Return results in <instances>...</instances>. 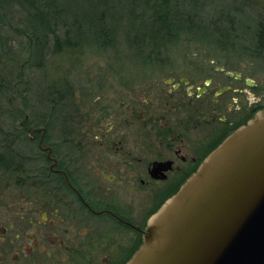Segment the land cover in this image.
I'll use <instances>...</instances> for the list:
<instances>
[{"label":"rangeland","instance_id":"obj_1","mask_svg":"<svg viewBox=\"0 0 264 264\" xmlns=\"http://www.w3.org/2000/svg\"><path fill=\"white\" fill-rule=\"evenodd\" d=\"M28 1L0 0V231L8 228L9 222L12 230H20L18 213L25 212L29 200L35 206L34 200L40 197L35 189L19 183L24 171H33L37 165L33 159L30 164L28 158V165H24V156H32L38 149L35 141L29 140L31 132L27 133L20 122L29 130L45 126V141L55 145L68 132L66 122L73 115L78 146L71 147L79 150L74 154L79 171L86 170L83 150L98 147L96 138L107 134L110 127L114 132L107 137L115 138L122 130L127 149L142 153L152 145L155 138L147 144L142 123L127 125L124 114L133 105L143 116L164 114L169 77L177 80L193 70L198 71L199 81L210 73L214 77L208 86L212 92L225 80L231 89L219 103H225L222 111L264 106V55H255L252 47L256 22L264 18V0H171L175 24L169 29L157 16L164 0H151V6L143 0H57L52 5L59 17L55 34L62 39L68 30L61 27L71 31L69 44L61 41L59 50L50 33L45 44L28 45ZM33 1L40 4L42 0ZM33 23L40 27L38 18ZM75 23H80V28ZM89 24L94 30L103 31L104 27L102 34L108 43L93 37ZM236 88L240 91L235 92ZM212 92L205 97L211 100ZM73 99L78 103L77 111L72 110ZM201 106L203 109L204 103ZM126 107L128 111L120 112ZM105 108L114 114V121L108 116L98 125L95 119ZM206 130L204 124L189 128L186 142L192 145L202 140ZM55 148L62 152L67 145L59 142ZM87 170L103 197L114 198L119 206L130 209L138 222L136 214L149 204L151 196L149 189L138 183L137 176L143 175L138 173L128 181L116 179L114 186ZM107 187L110 189L105 191ZM30 213L34 219L35 212ZM28 216L26 213V220ZM128 236L122 232L124 242ZM131 255L124 246V263Z\"/></svg>","mask_w":264,"mask_h":264},{"label":"flooded vegetation","instance_id":"obj_2","mask_svg":"<svg viewBox=\"0 0 264 264\" xmlns=\"http://www.w3.org/2000/svg\"><path fill=\"white\" fill-rule=\"evenodd\" d=\"M218 70L228 74L222 68ZM192 72H184L177 80L174 77L166 79L170 83L167 90L169 96L165 101L168 106L159 117L151 114L143 116L134 105L129 111L127 107L120 110L123 114L128 111L124 114L127 125L142 123L148 138L147 144L155 138L149 148L143 149L150 155L127 149V139L122 130L115 138H108L107 134L114 132V128L110 127L107 134L105 132L104 136L96 138L98 147L89 146L83 150L82 159L86 170L82 168L76 171L79 161L74 159V154L79 150L72 149L78 146L75 142L77 123L73 115L67 117L68 132L63 140L58 141L67 145V150L62 152L55 148L58 143L49 145L45 141V126L29 130L20 122L27 133L31 132L29 140L35 141L38 149L32 156H24V165L27 164V158L30 164L33 159L37 165L33 171H24L23 180L19 183L35 189L40 197L34 200L35 206H32L33 200L28 201V208L24 210L29 213L27 220L25 212L18 213L20 230H12V222L8 223V228L1 229L0 264H123L124 246L129 255L135 251L150 214L197 169L203 158L224 136L245 123L257 110L264 108L248 105L236 111L230 108L222 111L225 103H219L224 102L231 86L221 80L224 84L212 92L208 86L213 83L214 77L209 73L202 75L198 81V71ZM234 91L240 90L236 88ZM211 92L210 100L205 96ZM92 94L87 96L88 100ZM199 99L204 102L199 104ZM72 104V110L77 111L76 99H73ZM107 112L110 110L105 108L102 115L95 119L96 123H100L98 125L108 116L114 121V114ZM203 124L207 129L204 138L192 145L188 144L185 139L188 129ZM166 161L168 163L163 165V169L161 167L152 176V164ZM164 167L167 169L164 170ZM87 169L101 175L102 180L109 181L111 185L115 184L116 179L128 181L133 180L138 173L143 175L137 176L138 183L147 187L151 196L149 204L136 214L139 223L130 209L119 206L114 198L103 197L101 187L90 181ZM109 189L107 187L105 191ZM33 211L36 214L34 219L33 213H30ZM123 231L129 234L125 242L122 240Z\"/></svg>","mask_w":264,"mask_h":264},{"label":"water","instance_id":"obj_3","mask_svg":"<svg viewBox=\"0 0 264 264\" xmlns=\"http://www.w3.org/2000/svg\"><path fill=\"white\" fill-rule=\"evenodd\" d=\"M167 163L154 162L152 176ZM124 264H264V108L150 214Z\"/></svg>","mask_w":264,"mask_h":264},{"label":"trees","instance_id":"obj_4","mask_svg":"<svg viewBox=\"0 0 264 264\" xmlns=\"http://www.w3.org/2000/svg\"><path fill=\"white\" fill-rule=\"evenodd\" d=\"M144 3L147 6H151V0H143ZM155 1V0H154ZM153 1V4H154ZM164 4L162 5V8L157 12L155 11V14L157 12L158 19L163 25H165L168 29L172 27L173 24H175L174 20V11L170 10L169 2L171 0H164ZM173 1V0H172ZM29 7L31 10L28 13L27 21L29 22L27 26V34L26 39L28 41V45L32 47L34 44L42 45L45 44L46 40L50 38L48 35L49 33L52 34V43L56 46L57 50H59L61 47V41L65 42V44H69L70 42V29L68 27H61L64 31H66V37L60 39L58 35L55 34V28L56 22L59 20V17L56 15V11L54 10V7L52 6L57 2V0H42L40 4H35L33 0H29ZM41 5H44V7L40 8ZM155 6V5H154ZM153 8V7H152ZM38 18V24L40 27L34 26V19ZM94 18V15L91 14V19ZM101 22L104 21L103 16L100 17ZM77 28H80V23L73 24ZM89 30L92 32V36L96 37L97 40H102L104 44L108 43L107 37H103L104 35V27H102V30H94L92 26L89 24ZM79 32V31H78ZM38 33L42 34V37H39ZM253 47V53L255 55L263 54L264 55V18H259L256 22V30L254 35V45ZM22 76L17 78V80H21ZM15 85V84H14ZM13 86V84H12ZM11 88V87H10ZM26 122L28 119L25 117Z\"/></svg>","mask_w":264,"mask_h":264}]
</instances>
